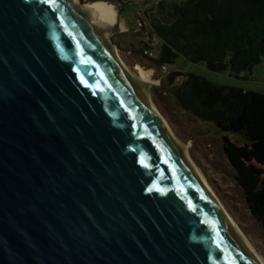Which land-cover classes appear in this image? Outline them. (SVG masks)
Returning a JSON list of instances; mask_svg holds the SVG:
<instances>
[{
	"label": "water",
	"instance_id": "obj_1",
	"mask_svg": "<svg viewBox=\"0 0 264 264\" xmlns=\"http://www.w3.org/2000/svg\"><path fill=\"white\" fill-rule=\"evenodd\" d=\"M109 30L104 8L0 0V264H256Z\"/></svg>",
	"mask_w": 264,
	"mask_h": 264
},
{
	"label": "trees",
	"instance_id": "obj_2",
	"mask_svg": "<svg viewBox=\"0 0 264 264\" xmlns=\"http://www.w3.org/2000/svg\"><path fill=\"white\" fill-rule=\"evenodd\" d=\"M111 1L121 8L130 0ZM155 2V12L147 18L150 30L143 27L141 35H158L159 47L154 57L142 55L140 35V46L135 49L150 64L158 67L182 56L189 62H204L208 70L228 68L237 75L264 60V0ZM168 74V81L181 76L179 83L169 85V93L182 110L195 119L212 122L217 130L239 134L242 144L250 147L252 162H246L243 147L227 135L221 136L234 180L250 212L264 227V194L253 197L257 186L264 187V177L260 178L264 171V92L215 84L179 70Z\"/></svg>",
	"mask_w": 264,
	"mask_h": 264
},
{
	"label": "rangeland",
	"instance_id": "obj_3",
	"mask_svg": "<svg viewBox=\"0 0 264 264\" xmlns=\"http://www.w3.org/2000/svg\"><path fill=\"white\" fill-rule=\"evenodd\" d=\"M79 1H102L113 5L112 8L118 13L117 20L123 25L122 30L110 34V39L113 40L112 43L116 47L119 58L129 70H132L134 63L149 69L150 82L158 80L157 85H148L150 100L154 108L163 118L173 136L186 145L191 162L202 174L217 200L253 250L264 261V227L250 212L242 189L234 180V171L222 149L221 136L227 135L236 145L243 147L246 162H252L250 147L242 144L239 134L217 130L212 122L195 119L182 110L169 93V85L179 83L181 76L175 75L168 81V72L179 70L197 74L215 84L264 92V60L253 65L250 70L233 75L228 68L211 71L202 61L193 63L182 56H177L172 63L166 64L168 72L160 73L158 67L150 64L147 58L135 50L140 46L141 35V29L135 30V15L137 11H140L139 16L144 20L143 30H150L147 18L151 16V11L155 12V0H130L121 8L111 0ZM172 1L181 2L183 0ZM262 177H264V171L260 174V178ZM260 194H264V187L257 186L253 197L257 198Z\"/></svg>",
	"mask_w": 264,
	"mask_h": 264
},
{
	"label": "bare ground",
	"instance_id": "obj_4",
	"mask_svg": "<svg viewBox=\"0 0 264 264\" xmlns=\"http://www.w3.org/2000/svg\"><path fill=\"white\" fill-rule=\"evenodd\" d=\"M73 1L78 8L85 10L87 13L94 14L98 8H104L111 20V27L117 26L118 30L123 29V25L120 21H118L117 12L112 8V6L106 2L102 1H93V2H80L79 0H70ZM110 34L111 30L104 33V38L107 44V47L111 53V55L114 57L120 68L123 70V72L130 78V80L134 82L139 81H148L150 82V70L145 69L142 66H140L138 63H134L132 66V70L127 69L125 64L121 61L119 58V55L117 53L116 47L110 43ZM148 85L149 84H143L141 85L142 94L145 98L147 104L149 105L151 111L153 112L155 118L157 119L158 123L161 125V127L164 129L168 137L171 139V141L178 147H180L183 156L185 157L190 169L193 171L203 188L205 189L206 193L212 200L213 204L216 206L220 214L223 216L225 221L228 223V225L231 227V229L234 231V233L237 235L247 252L250 254L252 259L255 261L256 264H264V261L262 258L253 250L249 242L246 240L240 229L236 226V224L233 222V220L229 217V215L226 213L220 202L217 200L215 195L213 194L211 188L205 181L202 174L199 172V170L196 168V166L191 162V160L188 157L186 145L182 144L178 139H176L173 134L171 133V130L166 125L163 118L160 116L158 111L154 108V105L152 104L148 92Z\"/></svg>",
	"mask_w": 264,
	"mask_h": 264
},
{
	"label": "built area",
	"instance_id": "obj_5",
	"mask_svg": "<svg viewBox=\"0 0 264 264\" xmlns=\"http://www.w3.org/2000/svg\"><path fill=\"white\" fill-rule=\"evenodd\" d=\"M119 5V3H117ZM140 11H137L135 15V30L136 29H142L144 27V20H142L139 16ZM145 14V12H144ZM161 40L160 37L156 34H148L146 32H143L141 35V43L143 45L142 47V55L147 57H154L156 54V50L159 47ZM160 73H166L167 72V66L166 64L162 63L158 66Z\"/></svg>",
	"mask_w": 264,
	"mask_h": 264
}]
</instances>
